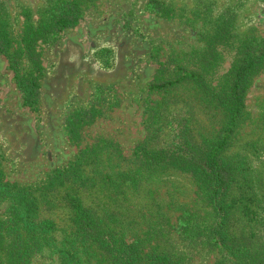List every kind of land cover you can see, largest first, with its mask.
Here are the masks:
<instances>
[{"label":"rangeland","instance_id":"obj_1","mask_svg":"<svg viewBox=\"0 0 264 264\" xmlns=\"http://www.w3.org/2000/svg\"><path fill=\"white\" fill-rule=\"evenodd\" d=\"M77 1L78 24L35 45L38 111L24 104L0 51V223L21 228L3 233L17 255L0 264H122L80 243L74 197L103 229L139 247L144 264L158 254L182 264H264V60L222 152L242 171L228 218L188 167L227 130L241 53L264 47V0ZM53 4L0 0V27L22 74L33 67L28 27L50 18ZM184 72L195 77L151 88ZM161 152L160 162L144 156ZM21 192L37 202L35 216L17 203Z\"/></svg>","mask_w":264,"mask_h":264},{"label":"trees","instance_id":"obj_2","mask_svg":"<svg viewBox=\"0 0 264 264\" xmlns=\"http://www.w3.org/2000/svg\"><path fill=\"white\" fill-rule=\"evenodd\" d=\"M54 2L53 10L50 12V18L47 16L40 20L39 26L28 27V33L25 37L24 52L33 67L30 73L22 74L19 70L17 59L11 55V39L8 40V32L0 27V51L10 58L11 69L16 74L18 86L23 93L24 104L29 108L38 111L39 109V73L42 69L39 55L36 52V43L46 36L47 32H53L58 29H67L78 24L81 16L76 11L79 2L77 0H50ZM241 60L234 70V77L229 93V115L230 119L227 130L222 138L215 144H211L208 150L200 152V163L192 158L189 162V169L196 175L197 180L206 187L210 200L216 212L225 220L233 209L232 201H229L230 193L236 183L237 176L242 172L239 166L232 161L223 159L222 152L226 148L228 141L236 127V120L241 114L243 106V94L246 88L247 80L264 60V47L259 51H253L250 48L241 53ZM195 74L185 73L176 81L162 82L151 86L154 90H165L175 86L186 79L194 78ZM77 128V124L70 126V132ZM144 156L151 162H160L161 157H165L163 152L156 154L145 153ZM17 203L23 207L30 217L35 216L38 210L37 202L27 194L19 193L16 198ZM74 216L76 218V236L80 243H96L107 250L111 255L118 256L122 264H144L139 247L133 244H126L123 240L116 239L109 231L103 229L97 221L93 211L83 204V200L74 197L72 199ZM7 224L0 223V262L14 258L17 253L7 248L8 241L5 242L4 232L21 230V228L8 227ZM26 237V235H25ZM26 252V250H25ZM28 255V254H27ZM3 256V260L1 257ZM153 264H182L173 261L163 254H158L154 258Z\"/></svg>","mask_w":264,"mask_h":264}]
</instances>
